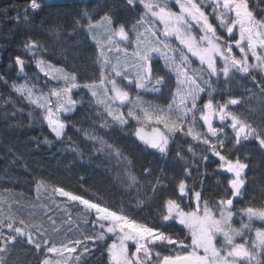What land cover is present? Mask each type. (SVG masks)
Masks as SVG:
<instances>
[{
	"label": "trees",
	"instance_id": "16d2710c",
	"mask_svg": "<svg viewBox=\"0 0 264 264\" xmlns=\"http://www.w3.org/2000/svg\"><path fill=\"white\" fill-rule=\"evenodd\" d=\"M142 10L126 0H0V264H42L52 245L67 244H74L76 256L69 264H112L108 234L92 238L102 229L94 211L60 189L172 238L150 246L157 263L189 254L192 242L187 227L166 218L170 200L190 210L196 195L212 207L231 197L233 177L224 160L244 167L234 223L242 221L243 210L264 209V73L230 68L215 74L192 58L190 72L205 98L238 99L233 113L252 132L209 138L203 130L205 139L196 138L185 122L165 151L141 141L132 116L119 122L86 88L102 78L99 49L87 27L103 16L117 27L134 25ZM35 50L71 77L76 105L61 114L60 134L43 107L19 89L25 81L44 91L55 85L40 71ZM18 57L30 61L24 76ZM257 264H264V245Z\"/></svg>",
	"mask_w": 264,
	"mask_h": 264
},
{
	"label": "rangeland",
	"instance_id": "374dc122",
	"mask_svg": "<svg viewBox=\"0 0 264 264\" xmlns=\"http://www.w3.org/2000/svg\"><path fill=\"white\" fill-rule=\"evenodd\" d=\"M126 1L134 4L137 0ZM142 2L152 3L150 5L155 11L147 4L146 9L142 7L141 20L129 28L128 39L125 43L118 39L119 27L113 24L109 16H103L87 27L99 49L102 78L98 82H91L85 86L96 101L119 122L123 123L127 116H132L139 123L136 136L151 146L157 144L162 151L169 146L170 136L185 122L188 131L194 137L205 139L201 124L199 126L195 118H190L193 108L195 115L202 113V107L196 104L203 93V88L197 84L195 81L197 78L190 72L192 64L188 55L189 53L194 54L199 61L215 73L211 52L207 53L210 46V34L205 30L201 37L197 38L196 33L191 31L190 25L197 22L199 16L190 13L187 6H182L185 3L182 0H143ZM240 2L247 14L256 15L254 6L259 7L264 0H240ZM177 7L181 9L178 11ZM258 10L264 17V5ZM263 17H256V23L260 27L264 26ZM154 18L164 21L162 32L166 30L169 36L179 37L184 51L173 48L168 45L170 41L156 36ZM227 18V14L223 13L222 20ZM142 24L144 25L143 30L140 28ZM237 32L240 35L239 42H241L240 27ZM213 49L219 50L220 58L224 62L227 59L230 60L225 53L224 44L221 50L219 47L215 48V45ZM249 51L245 48L244 53L245 56L252 55V61H249V65L239 67V69L246 71L253 69L264 73V55L260 54L262 55L260 57L257 55L258 52H252V54ZM31 53L40 71L53 79L55 85H51L44 91L41 87L36 89L34 85L25 81L19 89L31 101L43 107L50 127L55 133L60 134L65 126L61 114L71 111L76 105L70 92L72 85L68 83L71 77L62 67L43 59L41 50ZM243 56L239 55L238 61L243 63ZM155 57H161L166 61L176 83L171 98L165 103L159 101V104L146 99L147 91L155 88H152L151 83L146 80L144 61L146 58ZM230 68H224L223 72L227 73ZM219 72L222 71H218L217 74ZM117 73L126 74L127 77L134 79L137 89L130 101L123 104L124 106L119 102L123 87L116 77ZM159 88L156 87L155 90ZM141 89L144 90L142 92L146 93L145 95L140 92ZM159 124L164 126L165 132L160 129ZM239 127H246L247 135L252 132V129L241 120H239ZM234 133L237 134V131ZM159 138L162 140L159 141ZM210 142L220 143L219 140ZM218 155L221 157L219 152ZM228 163L226 160L223 161L224 168ZM234 164L242 176L244 167L239 162ZM182 192H185L183 185ZM59 193L72 200H78L94 211L96 217L94 223L102 229L98 230L92 238H102L108 234L110 238L106 249L112 264H148L150 260L153 261L152 264H164L165 258H172L163 256L157 263L150 248L153 243L174 241L172 238L70 192L60 189ZM195 204L196 207L186 210L170 200L166 211L167 219L176 220L189 229L192 242L188 255L201 260L199 264H237L239 259L246 264L258 263V254L264 245V209L243 210L242 221L235 224V211L226 204V201L212 207L201 204L199 195H196ZM52 246V253L42 264H69L73 261L70 259L76 257L72 252L75 248L74 244Z\"/></svg>",
	"mask_w": 264,
	"mask_h": 264
},
{
	"label": "flooded vegetation",
	"instance_id": "af4514ba",
	"mask_svg": "<svg viewBox=\"0 0 264 264\" xmlns=\"http://www.w3.org/2000/svg\"><path fill=\"white\" fill-rule=\"evenodd\" d=\"M142 1L143 0H137L136 4H139L141 7H144L145 9L146 7H148L147 5L152 4V3H146L147 4L146 5ZM182 1L185 2L182 4V6H187V8H189L190 10V13L199 16L197 22L190 25V27L192 28L191 31L196 33L197 38L201 37L202 33H204L205 30H207V32H209L210 34V39H209L210 46L207 53L211 52L213 58V67L216 71L215 72L216 74L218 71H223L224 68L225 69H228L230 67L239 68V67H244L245 65H249V63L252 61L253 56L252 55L245 56L244 53L245 48L249 49L250 50L249 52L251 53L258 52L257 53L258 56H260V54L264 55V50H263L264 26L260 27V25L256 23L257 18L263 17L261 13H257L256 15L247 14L243 6L240 5L241 3L240 0H182ZM151 8L152 10H154L153 6ZM245 8H246V4H245ZM176 9L179 11L181 8L177 7ZM223 13L227 14L228 16L226 20H222ZM138 14L139 17L141 18L142 17L141 13ZM150 16L154 17L153 14H150ZM153 21L157 29L155 33L157 37L159 38L161 37L162 39H167L168 41H170L168 42V45L172 46L173 48H178L181 49L182 51L185 50L182 43L179 41V37L169 36L166 30L162 32V29L164 28L163 20L155 19ZM118 27H119V31H123L125 35V41L127 42L128 30L129 28H132L133 25L121 24ZM238 27H240L241 29V42H239L240 35H238L237 32ZM140 28H142L141 30H143L144 25L143 26L140 25ZM145 29L147 31V28ZM125 41L122 42L125 43ZM222 44H224L225 46L224 49L225 53L230 57V60L227 59V61L225 62L220 58L221 54L218 52L219 50L213 49V46L215 45V48L219 47V49L221 50ZM239 55H244L243 63L238 61ZM192 58H195L206 68L208 67L206 64L199 61L194 54L189 53L188 59L191 61L192 66H193V62L191 60ZM149 59L151 60L152 77L151 78L146 77V80L149 83H151L150 85L152 88L155 89L156 87H160V88L157 90L154 89L147 91L148 96L147 97L144 96V97H146V99L149 100L150 102L159 104V101H163L162 103H165L171 98L172 93L175 89L176 83H175L174 75L169 71L166 61L163 60L161 57L146 58L144 61L145 64L144 72H145L146 63ZM124 75L126 76V74ZM116 77L118 78V73ZM132 80L134 84L132 86H128L124 78L119 79L120 81L119 83L123 87L121 96H128L132 98L133 94L137 92V89L135 88V81L134 79ZM195 81L201 88H203L196 79ZM142 91H144L143 89H141L140 92L143 95H145L146 93H143ZM205 95L206 92L203 89V93L198 103L196 104V106L202 107L201 108L202 113L201 114L199 113L200 115L199 114L195 115V117L197 118V122L203 126V130L205 131V133L207 127L203 122L204 116H209L212 126L220 127L221 133L225 131L238 132L240 119L237 116H235L233 113V109L237 105H234L232 102L233 99L236 98L231 97L225 102H222L221 100L218 99L216 100L206 99ZM121 104L122 103H120V105ZM122 106L124 105L122 104ZM223 107L224 110L222 111L221 109ZM194 110L195 109L193 108V112ZM193 112H191V114ZM159 127L165 132L163 125L159 124ZM160 140L162 139L159 138V141ZM154 146L158 147L157 144H155ZM239 260L237 264H246L244 263L243 260L240 261ZM200 262L201 260H199L197 264H199Z\"/></svg>",
	"mask_w": 264,
	"mask_h": 264
},
{
	"label": "water",
	"instance_id": "95a60500",
	"mask_svg": "<svg viewBox=\"0 0 264 264\" xmlns=\"http://www.w3.org/2000/svg\"><path fill=\"white\" fill-rule=\"evenodd\" d=\"M118 39L121 41H125V35L123 31H120L118 34ZM17 64L19 68V75L24 76L27 74L26 66L30 64V61L28 59H25L23 57H18ZM145 75L147 78L152 77V68H151V60L149 59L146 63L145 67ZM118 78H124L125 82L128 86H132L134 84L133 80L129 77H126L123 73L118 74ZM119 101L121 103L127 104L130 101V97L128 96H122L120 97ZM233 104L238 105L239 100L233 99ZM224 110V107L221 109ZM203 122L205 123L207 129L206 134L210 138L218 137L221 134V128L220 127H214L212 126V123L210 121L209 116H204ZM247 133V129L245 127H240L238 129V137L245 136ZM225 171L230 174L233 177V180L230 183V187L232 189V195L230 198L226 200V204L230 207H234V201L238 199L240 192L242 190L243 182L241 179V174L236 169V166L234 163H229L225 166ZM199 262V259L194 258L190 255H186L181 258H165L164 264H197Z\"/></svg>",
	"mask_w": 264,
	"mask_h": 264
}]
</instances>
